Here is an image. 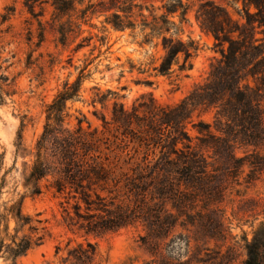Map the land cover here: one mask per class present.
Masks as SVG:
<instances>
[{
  "label": "rangeland",
  "instance_id": "374dc122",
  "mask_svg": "<svg viewBox=\"0 0 264 264\" xmlns=\"http://www.w3.org/2000/svg\"><path fill=\"white\" fill-rule=\"evenodd\" d=\"M87 1L77 5V9L83 8ZM183 1L190 4V10L182 37L186 39L190 35L197 42L198 50L190 70L178 76V72L163 76L153 69L163 54L161 47L140 46L141 35L137 32L133 37L128 30H112L104 23L106 13H87L85 23L76 19L79 12L73 13L71 18L80 22L81 32L68 33L66 42L61 44L57 25L66 23L68 17L53 20L54 10L49 2L36 5L35 11L39 13L41 7L43 12L33 17L25 0H0V57L6 60L3 65L8 66L14 92L0 105V184L4 179L0 211L5 204L23 195V213L31 216L35 224L40 220L39 227H44L42 242L19 257L17 264H62L68 240L69 246L84 240L94 243L102 259L100 264H241L245 258L244 239L250 240L253 229L264 219V172L250 173L247 165L236 176L226 171L229 163L224 158L209 159L218 170L210 172L196 186L185 188L175 181L173 191H137L130 194L127 212L124 207H116L125 196L111 199L114 195L111 194L106 198L110 215L126 213L131 223L100 235L84 233L79 226L81 222L86 223V217L75 215L72 199L66 201L47 188L50 177L40 182L42 193L36 196H31L23 186L34 159L35 142L45 122V106L65 82L75 79L80 69L84 68L80 97L67 102V120L74 127L77 118L82 119L85 129L97 128L109 140V145L115 139L113 127L109 125L113 99L106 90L117 92L118 101L130 110L140 101L141 94H147L146 101L152 98L161 106L175 104L195 84L206 80L211 62L220 57V46L195 19L198 1ZM213 1L233 20L243 22L242 0ZM160 5V0L153 2L155 9ZM10 8L13 11L4 20L3 15ZM143 13L147 11L144 9ZM40 32H43L42 41H39ZM79 42L84 46L76 50ZM96 88L105 94L104 105L91 102ZM103 117L107 123H103ZM213 117V109L193 112L192 123L186 127L192 144L198 142L195 139L198 133L192 124L212 123ZM134 147L136 144L129 143L122 157L127 151L131 155ZM252 149L236 146L235 155L241 157ZM256 151L264 155V145ZM80 206V213L84 215L87 208L83 203ZM157 223L163 230H154ZM56 246H60L57 253ZM9 263L0 259V264Z\"/></svg>",
  "mask_w": 264,
  "mask_h": 264
},
{
  "label": "trees",
  "instance_id": "16d2710c",
  "mask_svg": "<svg viewBox=\"0 0 264 264\" xmlns=\"http://www.w3.org/2000/svg\"><path fill=\"white\" fill-rule=\"evenodd\" d=\"M83 1L25 0V5L33 17L41 16L43 12L40 7V14L37 13L35 6L48 2L54 10L53 20L68 17L66 23L57 25L61 44L66 42L68 33L81 32L80 22L71 18L73 13L79 12L76 19L84 23L87 13H106L104 23L112 30H128L133 37L137 32L141 35L140 46L161 47L163 54L153 68L157 74L171 76L178 72V76L192 68L198 44L190 35L186 39L182 37L190 10L187 2L160 0V7L155 9V0L141 3L135 0H88L83 8L77 9ZM197 1L195 19L220 46V57L211 62L206 80L195 84L179 102L161 106L152 98L146 101L147 94H141L140 101L128 110L118 101L117 92L106 90L113 99L109 125L113 127L115 139L110 145L97 128L88 126L85 129L82 119L77 118L74 127L67 120V102L80 97L84 68L72 82H65L45 106V122L35 142L34 159L23 186L31 196H36L42 193L40 182L50 177L47 188L66 201L72 199L75 215L86 217V223L81 222L79 226L85 234L100 235L131 223L126 213L110 215L106 200L109 195L114 194L111 199H118L121 194L125 196L116 207H124L127 212L130 194L137 191H173L175 181L185 188L196 186L205 176L211 175L210 172L218 170L209 159L224 158L229 163L226 171L236 176L244 165L249 167L250 173L264 172V155L256 151L264 145V0H242L244 15H241V23L233 20L213 0ZM147 2L150 4L146 5ZM250 7L254 10L250 11ZM144 9L147 14L143 13ZM11 11L13 8L3 15L4 20ZM39 35V41H42L43 32ZM83 46L79 42L75 49ZM5 61L0 57V105L14 93L8 66L3 65ZM95 90L92 104L104 105L105 94ZM197 109L201 112L213 109L214 119L212 123L199 121L192 124L198 133L195 136L198 142L192 144L186 127L192 123L193 112ZM102 120L107 123L104 117ZM129 143L136 144L134 151L131 155L127 151L122 157ZM236 146L253 149L237 157ZM22 201L23 195L5 204L0 211V259L9 264H17L16 260L39 245L44 237L41 233L44 227L38 225L41 221L36 220L35 224L31 216L23 213ZM80 203L87 208L84 215L80 213ZM155 227L157 232L163 230L158 223ZM69 245L70 240L66 243V254L61 257L62 264L102 262L94 243L84 240ZM244 249L246 256L241 264H264V219L253 229L250 240L244 239ZM59 250L60 246H56V253Z\"/></svg>",
  "mask_w": 264,
  "mask_h": 264
}]
</instances>
